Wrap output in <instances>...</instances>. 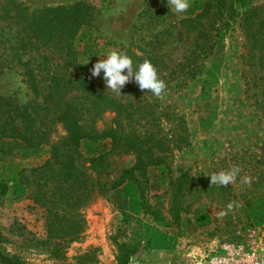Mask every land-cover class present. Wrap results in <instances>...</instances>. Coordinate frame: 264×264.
Instances as JSON below:
<instances>
[{"label": "rangeland", "instance_id": "rangeland-1", "mask_svg": "<svg viewBox=\"0 0 264 264\" xmlns=\"http://www.w3.org/2000/svg\"><path fill=\"white\" fill-rule=\"evenodd\" d=\"M18 1L28 10L82 2L91 8V25L76 37L73 61L64 50L48 45L22 56L34 69L39 93H32L19 68H8L0 73V95L14 96L20 104H42L56 80L51 76L82 72L101 96L139 105L136 129L160 140L153 152L163 157L164 164L149 166L140 177L145 202L154 214L142 212L136 187L127 180L89 201L82 209L83 233L61 242L46 236L42 208L32 203L26 185L19 181L21 168L44 162L48 146L29 147L0 131L2 253L16 254L26 264H115L109 235L122 213L139 222L145 241L129 264H200L221 245L239 241L237 231L243 237L246 229L264 239V69L244 60L239 26L241 13L264 0H233L227 30L219 28L217 13L197 15L203 0H190L185 13H176L167 0ZM113 50L153 57L158 76L167 85L162 98L141 91L134 81L117 95L107 89L103 72L92 77L93 65ZM92 99L76 100L74 108L78 122L100 130L111 124L113 112L103 108L105 100ZM64 134L60 121L50 124L49 141ZM78 146L85 154L106 153V175L100 178L107 183L134 160L132 154L109 151V138L80 139ZM234 166L241 171L233 184H210V174ZM184 170L188 172L179 195L170 189H175L174 180ZM244 177L251 183L245 184ZM204 183L211 188L203 189Z\"/></svg>", "mask_w": 264, "mask_h": 264}, {"label": "trees", "instance_id": "trees-1", "mask_svg": "<svg viewBox=\"0 0 264 264\" xmlns=\"http://www.w3.org/2000/svg\"><path fill=\"white\" fill-rule=\"evenodd\" d=\"M232 1L203 0L197 15L217 13L221 18L219 28L227 30L234 13ZM90 11L91 8L82 2L28 10L18 0H0V73L3 69L19 68L32 93H39L41 87L34 69L22 60V56L48 45L64 50L65 55L75 60V39L91 25ZM239 26L244 34V60L258 69H264V1L258 7L242 12ZM129 56L137 70L144 60H149L158 69V64L149 55L142 59L129 52ZM53 79L56 80L47 89L42 104H20L14 96L0 95V115L4 114L0 131L19 138L29 147L48 146V156L42 164L19 170V181L26 185L32 203L42 208L46 236L61 242L78 238L86 228L82 213L85 205L127 180L136 187L142 212L154 214L145 202L140 177L144 176L149 166L164 164V159L153 152V148L161 144L160 140L152 133H141L136 129L141 118L138 115L141 112L139 105L101 96L82 72H76L73 77L70 74L55 77L54 74L50 77V80ZM71 90L73 93H69ZM92 98L105 100L103 108L107 106L113 112L111 124L100 130L86 128L84 123L78 122L79 114L74 108L76 100L85 102ZM54 121L63 124L65 134L60 139L49 141L50 124ZM100 138H109V151L129 153L134 157L133 163L109 183L100 178L106 175V153L85 154L78 146L80 139ZM25 170L27 174L23 173ZM187 172L184 170L176 177V187L170 190L181 194L179 191L183 185L180 184ZM50 181L56 183L50 186ZM205 187L211 188L204 183L203 189ZM176 192L171 194L172 198L176 197ZM121 215L109 239L114 246L115 264H129L130 258L143 248L145 241L139 222L125 213ZM0 264L26 263L16 254L7 255L0 251Z\"/></svg>", "mask_w": 264, "mask_h": 264}, {"label": "clouds", "instance_id": "clouds-1", "mask_svg": "<svg viewBox=\"0 0 264 264\" xmlns=\"http://www.w3.org/2000/svg\"><path fill=\"white\" fill-rule=\"evenodd\" d=\"M167 4L171 5L176 13H185L190 7V0H167ZM106 57V59H101L93 65L90 74L92 77H100L101 72H103V80L108 90L121 95V89L127 83L134 81L141 91L147 90L157 99L162 98L167 85L159 78L156 67L149 60H144L137 70L133 67L132 59L126 53L113 50ZM240 171L238 166H234L227 171L213 172L209 175L210 184L228 187L236 181ZM243 182L250 184L251 178L244 177ZM231 207L232 204H229L228 208Z\"/></svg>", "mask_w": 264, "mask_h": 264}, {"label": "built area", "instance_id": "built-area-1", "mask_svg": "<svg viewBox=\"0 0 264 264\" xmlns=\"http://www.w3.org/2000/svg\"><path fill=\"white\" fill-rule=\"evenodd\" d=\"M239 241L225 243L217 251L206 254L200 264H264V239L253 229L245 235L237 231Z\"/></svg>", "mask_w": 264, "mask_h": 264}]
</instances>
